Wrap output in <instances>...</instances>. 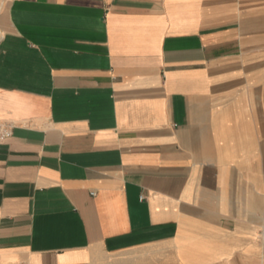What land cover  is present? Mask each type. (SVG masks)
<instances>
[{
    "label": "crops",
    "instance_id": "0c3cea01",
    "mask_svg": "<svg viewBox=\"0 0 264 264\" xmlns=\"http://www.w3.org/2000/svg\"><path fill=\"white\" fill-rule=\"evenodd\" d=\"M258 216L264 0H0V264H264Z\"/></svg>",
    "mask_w": 264,
    "mask_h": 264
},
{
    "label": "rangeland",
    "instance_id": "374dc122",
    "mask_svg": "<svg viewBox=\"0 0 264 264\" xmlns=\"http://www.w3.org/2000/svg\"><path fill=\"white\" fill-rule=\"evenodd\" d=\"M257 221L259 222V227H260V230L259 233H258V240H262L264 239V216H258L257 217ZM263 228V229H262Z\"/></svg>",
    "mask_w": 264,
    "mask_h": 264
},
{
    "label": "built area",
    "instance_id": "2783aa9c",
    "mask_svg": "<svg viewBox=\"0 0 264 264\" xmlns=\"http://www.w3.org/2000/svg\"><path fill=\"white\" fill-rule=\"evenodd\" d=\"M9 135H10V133H9L8 130L3 131L2 138L7 137V136H9Z\"/></svg>",
    "mask_w": 264,
    "mask_h": 264
}]
</instances>
